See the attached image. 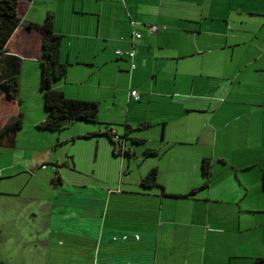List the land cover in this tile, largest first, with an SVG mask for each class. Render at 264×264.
Listing matches in <instances>:
<instances>
[{"label":"crops","instance_id":"obj_1","mask_svg":"<svg viewBox=\"0 0 264 264\" xmlns=\"http://www.w3.org/2000/svg\"><path fill=\"white\" fill-rule=\"evenodd\" d=\"M40 5L42 21L32 15ZM47 13L61 36L60 59L72 65L68 71L76 64L96 71L116 66L118 80L130 62L115 52L134 51L129 76L138 80L131 91L140 98L127 104L137 103L134 112L146 109L152 119L135 117L136 128L123 124L131 128L125 146L135 154L127 163L136 164L134 186L155 169L162 188L110 192L71 184L78 186L72 190L58 175L47 202L35 206L41 192L29 214L48 236L55 229L70 233L55 245L69 243L78 253L54 262L264 264V0H32L20 7V24L6 45V55L21 60L19 84L24 63L40 59L41 31L30 24L40 26ZM151 26L159 31L151 33ZM113 31L119 41L111 53ZM85 38L89 48L80 44ZM0 108L1 130L19 106L0 93ZM159 134L161 147L153 145ZM203 160L210 164L208 188L178 198L202 184ZM38 165L29 163L26 172ZM1 166L2 184L22 174ZM28 180L12 190L1 185L0 195H23L36 186Z\"/></svg>","mask_w":264,"mask_h":264},{"label":"rangeland","instance_id":"obj_2","mask_svg":"<svg viewBox=\"0 0 264 264\" xmlns=\"http://www.w3.org/2000/svg\"><path fill=\"white\" fill-rule=\"evenodd\" d=\"M43 12L44 7L40 5L36 7L32 15L34 14L36 19L42 21ZM110 40L109 48L113 53L114 44L119 41L116 31L110 33ZM89 43L90 40L86 38L80 40L81 46L85 48H89ZM84 57V54H80L79 59L83 60ZM124 64L127 65V63ZM117 72L116 66L104 67L103 70L96 71L87 69L82 64L74 66L72 71L69 70L63 82L66 85L60 84L61 86L56 87V90L63 92L67 99L97 100L99 124L75 122L65 125L60 132L50 133L36 129L38 123L44 119L43 98L39 92V63L33 64L29 61L24 63L17 100L19 106L17 113L22 119L21 129L16 132L12 140L6 139L5 142L0 143V167H2L1 164L5 166L9 163L12 166L10 169L22 174L15 178L14 183V180L4 182V184L0 182V188L3 185V187H11L10 190H12L18 186L19 182L22 184L21 181L28 178L29 184L33 183L36 186L28 188L21 196H4L6 195L4 192L0 195V262L5 264H64L66 262H54V257L78 253L69 243H63L62 247L55 245V243H60V239H69V236H60V234H70L69 232L59 233L60 230L55 229L51 230L48 236V230H42L43 223L38 224L31 215L29 216L34 210L31 203L38 198L41 192L46 195L41 194V200L39 201L38 198L34 205L40 206L47 202L48 195L54 191L58 175L61 181L70 186L72 190L78 186L71 184H85L97 191L110 190V192L128 188L140 189L139 184L134 186L133 183L138 177L134 173L137 172L136 164L128 165L126 159L117 155V148L113 152L114 146L110 145L105 137H87L98 131H104L100 123H106V121H110L112 128L121 134L124 129L122 126L126 121L136 128L133 122L135 117L141 116L144 120L152 119L146 109L134 112L133 107L131 108L133 101L127 104L131 85L138 87V80H131L127 70L120 73L117 80ZM157 101L154 100L152 105H155ZM133 106H137V103ZM158 137L160 138L161 134L154 136V146L161 145L156 144ZM29 163L40 166L31 167L29 168L31 173H26ZM119 164L121 167L123 164L120 172ZM128 166L132 168L133 173L129 174ZM146 166L147 164L141 166V170L145 171ZM98 172L102 173L103 178L102 175L98 176ZM129 183L130 186L126 185ZM222 184L224 183L219 184L218 187ZM31 194L35 196L34 200ZM35 214L38 219L37 213ZM45 240H50L48 249L44 245ZM47 256L51 259L46 263L45 257Z\"/></svg>","mask_w":264,"mask_h":264},{"label":"trees","instance_id":"obj_3","mask_svg":"<svg viewBox=\"0 0 264 264\" xmlns=\"http://www.w3.org/2000/svg\"><path fill=\"white\" fill-rule=\"evenodd\" d=\"M21 6L22 0H0V93L14 101L19 98L21 60L16 56L6 55V45L15 29L20 24L19 9ZM53 22V14L47 13L40 26L30 24V26L37 27L41 31V53L38 63L40 73L39 92L43 98L44 119L38 123L36 129L37 131L55 133L60 132L65 125L75 122L99 124L97 102L67 99L63 95V92L55 89L56 85L65 81L68 69L72 65L68 62H62L60 59L61 36L55 34ZM129 51L134 53L132 49ZM120 52H128V50ZM115 55L118 58H127L130 62L129 66H131L132 63L135 69V53L133 60H130L128 56L126 57L123 54L118 56L116 52ZM134 69H131L130 67L131 71ZM134 101H139V99ZM21 120V115L19 114L12 119L7 126L0 130V143L3 141L5 142L6 139H13L16 132L21 129ZM100 124L103 125L104 131L87 137H105L110 145L114 146L113 152L116 151V145L119 142L120 146H118L117 155L126 160L132 159L135 156L134 151L127 147H125L124 150L122 148L123 142L125 143L129 140L128 133L131 131V128L125 125L122 126L124 128V136H118L113 132L114 128H112V125L107 123ZM115 136L118 137L119 141L114 140ZM132 142L136 145L143 144L142 140L134 139ZM200 169L201 177L203 179L202 184L198 188L189 192L186 196H177L178 198H189L197 192L208 188L211 178L209 160H203ZM1 179L2 176H0V180ZM140 187L147 190L155 187L160 188L156 182L155 169L150 170L148 174L141 179ZM262 187L264 189V173ZM0 264L5 263L0 262Z\"/></svg>","mask_w":264,"mask_h":264},{"label":"built area","instance_id":"obj_4","mask_svg":"<svg viewBox=\"0 0 264 264\" xmlns=\"http://www.w3.org/2000/svg\"><path fill=\"white\" fill-rule=\"evenodd\" d=\"M32 0H22V5H28L29 4V2H31ZM150 32L151 33H153V34H155V33H157L158 31H159V28L158 27H156V26H151L150 27ZM140 35L139 34H134V39L135 40H138V39H140ZM116 54L118 55V56H121L122 54L123 55H125L126 57L128 56L129 57V59L130 60H133V58H134V53L132 52V51H128V52H120V51H116ZM131 69H134V65L131 63ZM130 97L132 98V99H134V100H138L139 99V95H138V93L136 92V91H132V92H130ZM114 140H116V141H119L118 140V137L117 136H115L114 137ZM118 146H120V144H119V142L117 143V145H116V147H117V149H118ZM123 148V147H122ZM125 149V147L123 148V150Z\"/></svg>","mask_w":264,"mask_h":264},{"label":"flooded vegetation","instance_id":"obj_5","mask_svg":"<svg viewBox=\"0 0 264 264\" xmlns=\"http://www.w3.org/2000/svg\"><path fill=\"white\" fill-rule=\"evenodd\" d=\"M122 147H123V148L126 147L124 142H123V146H122Z\"/></svg>","mask_w":264,"mask_h":264}]
</instances>
